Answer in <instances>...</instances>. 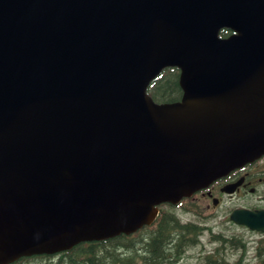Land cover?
I'll return each instance as SVG.
<instances>
[{
  "label": "water",
  "instance_id": "1",
  "mask_svg": "<svg viewBox=\"0 0 264 264\" xmlns=\"http://www.w3.org/2000/svg\"><path fill=\"white\" fill-rule=\"evenodd\" d=\"M262 156L264 0H0V264L136 233Z\"/></svg>",
  "mask_w": 264,
  "mask_h": 264
},
{
  "label": "trees",
  "instance_id": "2",
  "mask_svg": "<svg viewBox=\"0 0 264 264\" xmlns=\"http://www.w3.org/2000/svg\"><path fill=\"white\" fill-rule=\"evenodd\" d=\"M231 30L223 29L222 36ZM180 70L176 67L165 69L149 87L150 95L157 102H173L181 99L183 91L179 84ZM160 206L161 213L155 222L132 235L81 243L71 250L54 255L23 257L12 264H33L41 259V264H175L185 251L201 242L204 227L199 223L182 222L174 213ZM214 240L225 241L220 235ZM240 240H230V243ZM208 255L204 264H232L225 257ZM238 261L235 264H239Z\"/></svg>",
  "mask_w": 264,
  "mask_h": 264
},
{
  "label": "flooded vegetation",
  "instance_id": "3",
  "mask_svg": "<svg viewBox=\"0 0 264 264\" xmlns=\"http://www.w3.org/2000/svg\"><path fill=\"white\" fill-rule=\"evenodd\" d=\"M184 203H190L192 207L194 206L195 208L192 211L201 217L207 216L206 213L215 214L220 207L226 205L229 219L234 210L243 209L256 213L260 218L263 217L264 221V156L218 178L208 187L202 188L191 197L184 199L181 204ZM229 221L231 222V220ZM247 228L252 232L261 234L262 238L251 241L256 243V247L253 251L245 249L238 260L239 264H243V257H246L249 254L248 252H251L254 259L251 264H264V231ZM239 243H241L242 249L246 247V244H243L242 241ZM224 249L217 246L215 250L207 253V256H216L218 251L221 253L220 251ZM219 256L222 257L223 254L221 253ZM237 262L231 263L235 264Z\"/></svg>",
  "mask_w": 264,
  "mask_h": 264
},
{
  "label": "rangeland",
  "instance_id": "4",
  "mask_svg": "<svg viewBox=\"0 0 264 264\" xmlns=\"http://www.w3.org/2000/svg\"><path fill=\"white\" fill-rule=\"evenodd\" d=\"M226 205L220 207L215 214H207V216H199L192 211L194 206L190 203H184L183 205L171 207L166 206L165 208L171 212H174L182 222H197L204 227L203 233L201 234V242L196 245L189 247L181 259L175 264H204L207 253L215 250L217 246L225 248L220 251L225 259L229 262H237L243 251H253L256 247V243L251 241H257L262 238L261 234L250 231L247 227H243L229 221L228 210L225 208ZM221 235L226 240L220 241L219 243L214 242L215 235ZM240 240L246 247L241 248V243L235 242L230 243V240ZM251 242V243H248ZM220 253V254H221ZM246 257H243V264H251L254 262L251 252ZM33 264H41V259L35 260Z\"/></svg>",
  "mask_w": 264,
  "mask_h": 264
}]
</instances>
